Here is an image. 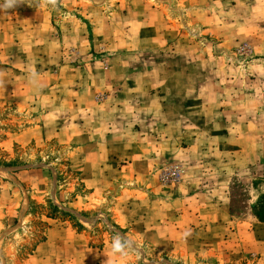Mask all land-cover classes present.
I'll return each instance as SVG.
<instances>
[{"label":"rangeland","instance_id":"rangeland-1","mask_svg":"<svg viewBox=\"0 0 264 264\" xmlns=\"http://www.w3.org/2000/svg\"><path fill=\"white\" fill-rule=\"evenodd\" d=\"M0 80V264H264V0L23 3Z\"/></svg>","mask_w":264,"mask_h":264},{"label":"crops","instance_id":"crops-1","mask_svg":"<svg viewBox=\"0 0 264 264\" xmlns=\"http://www.w3.org/2000/svg\"><path fill=\"white\" fill-rule=\"evenodd\" d=\"M84 114L85 111H84ZM88 120H90L92 117H89L87 114L85 115ZM103 117V116H102ZM102 117L99 115H96V123L98 125L99 122H102ZM85 122V121H84ZM92 131V130H91ZM115 145L114 139L110 136H107L106 138L101 137L99 133L93 134L89 132L87 128H84V175H85V183L87 188H91L93 190H96L95 188L89 186V174L91 173L92 169L95 172H99L102 170L101 167H92L89 163L90 159H92L94 162H99L101 166H105V161H109V158H112L114 156L119 155V149ZM100 159V160H99ZM201 195H196L195 193L192 195V199H196V197H200ZM188 204V202H187ZM223 208V207H222ZM222 211V210H220ZM218 211L217 209L213 208L212 212H209L208 214H216ZM223 214V211H222ZM225 215V213H224ZM53 232V231H52ZM51 246H45L40 245L36 249V253H43L44 251L48 250ZM53 248L51 247V250ZM50 250V252H51ZM49 251V250H48ZM88 249L84 247V253H87ZM36 253H34V257H36Z\"/></svg>","mask_w":264,"mask_h":264},{"label":"clouds","instance_id":"clouds-1","mask_svg":"<svg viewBox=\"0 0 264 264\" xmlns=\"http://www.w3.org/2000/svg\"><path fill=\"white\" fill-rule=\"evenodd\" d=\"M58 0H3L0 3V11H7L17 7L20 4L27 3L29 6H48L51 5L53 8L57 6ZM36 73L31 74V81L35 83ZM0 86H3V81L0 80ZM190 235V233H185V236ZM138 244L136 241L124 236L120 233L113 235L111 239V254L113 257L119 256L121 258L127 257L130 252L136 250ZM105 264H110V257L107 256Z\"/></svg>","mask_w":264,"mask_h":264},{"label":"trees","instance_id":"trees-1","mask_svg":"<svg viewBox=\"0 0 264 264\" xmlns=\"http://www.w3.org/2000/svg\"><path fill=\"white\" fill-rule=\"evenodd\" d=\"M53 209L55 210L56 208L53 206ZM262 211H264V207H262ZM257 216L261 221H264V217H261L260 214H257Z\"/></svg>","mask_w":264,"mask_h":264}]
</instances>
